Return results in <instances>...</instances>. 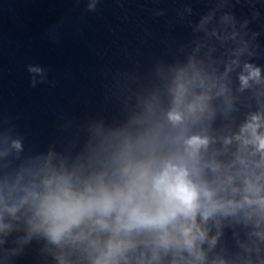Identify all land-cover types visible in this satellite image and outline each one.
<instances>
[{
    "label": "water",
    "instance_id": "95a60500",
    "mask_svg": "<svg viewBox=\"0 0 264 264\" xmlns=\"http://www.w3.org/2000/svg\"><path fill=\"white\" fill-rule=\"evenodd\" d=\"M190 61L214 86H189L209 100L185 134L207 135L203 158L228 164L239 145L225 138L251 114L264 118V0H0V194L18 176L33 180L49 153L68 171L83 166L82 176L101 170L107 156L98 146L118 133L135 140L156 129L158 153L179 148L165 114L177 71L191 74ZM245 63L260 69L261 81L242 89ZM17 217H6L11 231L0 233V264H90L85 243L57 246L30 234L25 209ZM216 219L204 225L197 264H264V240L242 214Z\"/></svg>",
    "mask_w": 264,
    "mask_h": 264
},
{
    "label": "clouds",
    "instance_id": "9594fccd",
    "mask_svg": "<svg viewBox=\"0 0 264 264\" xmlns=\"http://www.w3.org/2000/svg\"><path fill=\"white\" fill-rule=\"evenodd\" d=\"M89 8L94 10L95 5ZM189 68L191 74L188 69L177 71L172 106L165 114L179 130L172 138L179 148L158 153L156 129L135 140L118 133L115 143L102 140L98 146L107 156L105 167L87 176L80 174L83 166L72 171L63 161L57 166L49 153L39 161L33 180L21 183L18 176L15 183H4L0 233L11 231L6 217L18 219L23 208L30 234L42 233L57 246L85 243L90 264H160L163 256L171 257L169 264H197L205 259L201 245L208 239V230L204 225L210 219L219 223L217 217L242 214L244 222L253 225V234L264 240V118L251 114L238 133L225 138V144L235 140L239 145L230 163L204 159L210 138L185 133L187 122L208 110L209 92L196 93L189 86L210 88L214 82L206 84L191 61ZM250 81H261L260 69L245 63L240 87H249ZM223 92L221 86L218 94ZM12 146L21 148L18 140ZM245 151L247 156L241 154ZM206 170L213 174L211 180ZM208 243L213 245L215 237ZM60 264H65L63 258Z\"/></svg>",
    "mask_w": 264,
    "mask_h": 264
}]
</instances>
